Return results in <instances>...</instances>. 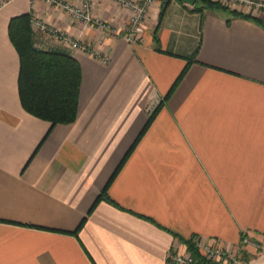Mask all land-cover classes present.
I'll use <instances>...</instances> for the list:
<instances>
[{
	"label": "crops",
	"instance_id": "crops-1",
	"mask_svg": "<svg viewBox=\"0 0 264 264\" xmlns=\"http://www.w3.org/2000/svg\"><path fill=\"white\" fill-rule=\"evenodd\" d=\"M92 1L121 36L73 22L62 4L76 0H0V264H166L169 251L190 252L192 238L264 264L259 248L239 247L243 235L264 246V9H237L261 24L170 0L157 50L164 0H154L136 43L123 35L130 10ZM30 13L108 59L34 31L38 49L81 65L72 124L51 128L21 104L8 26Z\"/></svg>",
	"mask_w": 264,
	"mask_h": 264
},
{
	"label": "trees",
	"instance_id": "trees-1",
	"mask_svg": "<svg viewBox=\"0 0 264 264\" xmlns=\"http://www.w3.org/2000/svg\"><path fill=\"white\" fill-rule=\"evenodd\" d=\"M171 1L163 2L159 14L158 25L154 33L155 47L159 45L158 30L164 20L167 9ZM197 11L205 9L229 11L227 6H223L219 2L212 0H198L196 4ZM234 10V11H233ZM231 13L248 19H254L258 23L263 24L261 19L253 18L250 14H245L233 9ZM9 36L15 46L20 58V72L18 77L19 97L23 108L31 115L47 121L51 124V128L58 124H72L77 120L79 111V97L81 91L82 71L81 65L71 55L58 51L40 50L35 45L34 30L31 25V14H23L11 19L9 24ZM198 45L195 53L189 58V64L178 77L170 91L164 96L163 101L168 99L184 75L188 71L189 65L195 61V57L199 51ZM163 101L151 113L149 120L139 135L135 144L131 147L124 160L120 164L116 173L108 182L103 192L95 201L92 210L104 198H107L108 188L115 178L116 174L125 164L128 157L133 152L136 144L146 133L157 113L162 107ZM91 210V212H92ZM84 221L80 225L82 227ZM78 227V231L80 230ZM187 249L192 253L196 264H213L207 261L198 250L195 244V239L184 240ZM247 257V255H244ZM249 260V259H245Z\"/></svg>",
	"mask_w": 264,
	"mask_h": 264
},
{
	"label": "built area",
	"instance_id": "built-area-1",
	"mask_svg": "<svg viewBox=\"0 0 264 264\" xmlns=\"http://www.w3.org/2000/svg\"><path fill=\"white\" fill-rule=\"evenodd\" d=\"M46 4L55 5L61 4L62 0H41ZM76 3L62 4L63 8L69 14L70 19L75 23H84L87 26L99 28L114 36H121L122 34L114 29L111 25L103 22L100 18L95 17L93 14V1L92 0H76ZM118 2L121 7L130 10L132 13L130 24L123 34L124 37L131 43L137 42V35L139 28L142 26L149 8L152 6L154 0H113ZM219 2L223 6H231L233 9H238L241 5H253L257 9H264V3L255 2L252 0H212ZM35 0H31L34 4ZM234 4V5H233ZM235 6V7H233ZM31 14V13H30ZM31 25L35 32L46 36V38H53L59 42H62L72 48V50H86L95 54L102 62H107V57L101 56L98 52L91 51L90 46L84 44L79 40L69 38V36L60 29L50 26L43 21L38 15L31 14ZM195 244L202 256L213 264H259L258 259L243 260L236 253L228 248H224L221 245L209 243L200 238H194ZM254 245L262 252L264 257V246L260 243L251 241L246 235H243L240 244V250L242 251L246 245ZM264 259V258H263ZM166 264H196V261L191 252L181 253L175 249L169 251L167 255Z\"/></svg>",
	"mask_w": 264,
	"mask_h": 264
},
{
	"label": "water",
	"instance_id": "water-1",
	"mask_svg": "<svg viewBox=\"0 0 264 264\" xmlns=\"http://www.w3.org/2000/svg\"><path fill=\"white\" fill-rule=\"evenodd\" d=\"M170 0H164V2H169ZM188 5H195L196 3H198V0H180Z\"/></svg>",
	"mask_w": 264,
	"mask_h": 264
},
{
	"label": "rangeland",
	"instance_id": "rangeland-1",
	"mask_svg": "<svg viewBox=\"0 0 264 264\" xmlns=\"http://www.w3.org/2000/svg\"><path fill=\"white\" fill-rule=\"evenodd\" d=\"M233 5H234V4H233ZM245 6H249V5H245V4L243 5V4H242L241 7H239V8L243 9ZM227 7H228L229 9H233L231 6H227ZM233 7H235V6H233ZM252 7H253V6H252ZM253 8H254V7H253ZM235 10H237V9H235ZM35 35L38 36V35H40V34H39V33H36ZM261 257L264 258L263 255H261Z\"/></svg>",
	"mask_w": 264,
	"mask_h": 264
}]
</instances>
